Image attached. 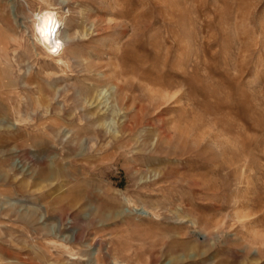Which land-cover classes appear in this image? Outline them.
I'll return each instance as SVG.
<instances>
[{"label":"rangeland","instance_id":"1","mask_svg":"<svg viewBox=\"0 0 264 264\" xmlns=\"http://www.w3.org/2000/svg\"><path fill=\"white\" fill-rule=\"evenodd\" d=\"M95 254L264 264V0H0V264Z\"/></svg>","mask_w":264,"mask_h":264},{"label":"bare ground","instance_id":"2","mask_svg":"<svg viewBox=\"0 0 264 264\" xmlns=\"http://www.w3.org/2000/svg\"><path fill=\"white\" fill-rule=\"evenodd\" d=\"M33 16H34L33 24H32L33 36L41 45H43L46 49H48V51L51 50L57 53L61 50L62 42L66 43L67 41H72L77 37V35L73 37L68 32L62 30V24L64 23L63 18L59 15L57 11L50 9L49 7H46V5L42 6L39 10L33 12ZM62 33L65 35V39L60 41L58 40L57 37L59 34L61 35ZM106 92L107 91L103 92V97L106 95ZM20 120H24V118ZM72 238L75 239V236L73 235ZM184 258L185 257L183 255L175 256L172 257L170 262L174 264H178V262H181ZM93 259L95 264H99V262L101 261V257L97 254L94 255ZM217 260L216 263L218 262ZM242 264H249V263L244 261L242 262Z\"/></svg>","mask_w":264,"mask_h":264}]
</instances>
